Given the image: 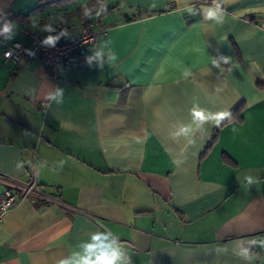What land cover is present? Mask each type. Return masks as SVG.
<instances>
[{
  "label": "crops",
  "instance_id": "1",
  "mask_svg": "<svg viewBox=\"0 0 264 264\" xmlns=\"http://www.w3.org/2000/svg\"><path fill=\"white\" fill-rule=\"evenodd\" d=\"M90 1L0 0V22L18 26L0 37V196L34 177L49 197L2 216L0 264H57L97 230L117 235L131 264H246L235 253L251 240L252 264H264V0H227L219 25L183 0H103L85 18ZM51 18L71 34L61 40L107 27L97 44L112 41L115 67H89V52L55 81L39 57L4 59L48 35L33 19ZM57 87L59 104L47 99ZM238 107L241 120L196 128L195 110Z\"/></svg>",
  "mask_w": 264,
  "mask_h": 264
},
{
  "label": "clouds",
  "instance_id": "2",
  "mask_svg": "<svg viewBox=\"0 0 264 264\" xmlns=\"http://www.w3.org/2000/svg\"><path fill=\"white\" fill-rule=\"evenodd\" d=\"M227 0H211V3H206L201 5L199 9L195 7V0H183L186 11L190 15L201 14L204 22H212L213 24H223L225 16V8L223 4ZM96 3L100 6L98 9L95 7L85 6L83 8V16L85 18H91L93 11H95L96 16H100L102 12L107 10L106 4L103 3V0H96ZM62 22V17L60 18ZM32 27L39 28L40 31L48 33L41 43L43 47L54 48L61 38H69L70 33L68 29L61 28L57 31L55 27V18H51V22L39 25L38 22L33 19ZM17 23L7 19L5 14L4 19L0 22V37H3L4 41H9L14 39L17 34ZM55 33V34H53ZM112 41L101 40L95 47V50H90L91 54L85 57V61L89 67H92L95 64L96 67L103 70L107 64L109 67H115L117 61V54L110 47ZM26 54L29 56H35V52L31 49L26 50ZM6 56H10V53H6ZM230 57L219 56L214 58L213 63L219 66V62L223 61L228 63ZM185 76L190 75L189 72L184 73ZM63 88L57 87L54 91L48 94L47 99L54 101L59 104L63 102ZM198 109V105L196 106ZM194 116L196 117V128L200 129L203 127L204 123L211 122L216 127H220L222 122L225 120H230L232 114L229 110L220 111L218 113H206V110L199 109L194 111ZM182 133L184 135H189L192 131L191 127L183 128ZM233 133H236L238 130L236 128L232 129ZM192 140H189V143H192ZM25 162L18 161L15 165L17 171H22L24 168ZM64 161L59 162V166L62 168ZM46 162L41 164V167H45ZM248 184L255 182V178L252 175H247L245 177ZM257 243L256 240H251L248 242L249 247L243 246L241 243L239 251L235 254L240 256L246 264H252L254 256L250 251V247ZM260 245L264 247V240L259 241ZM223 251L227 252L228 249L225 248ZM57 264H131V258L126 253L124 248L121 245L119 237L113 234L109 230H97L89 234V239L86 241H81L76 250L70 252L69 255L64 256L63 258L57 261Z\"/></svg>",
  "mask_w": 264,
  "mask_h": 264
},
{
  "label": "built area",
  "instance_id": "3",
  "mask_svg": "<svg viewBox=\"0 0 264 264\" xmlns=\"http://www.w3.org/2000/svg\"><path fill=\"white\" fill-rule=\"evenodd\" d=\"M107 27H94L93 23H89L82 27L80 32L70 40H59L54 48L41 46L44 38L42 35L31 34L27 43L14 42L12 45L6 46L2 52L4 59L13 63H22L33 57H39L50 71V75L55 81L60 80L58 71L60 68H71L75 65L78 58L90 52L93 45L97 44L100 36L104 34ZM31 49L35 52V56L26 54V50ZM10 53V56H6ZM27 198L32 201L44 200L48 201L49 197L44 195L38 189L34 177L27 182L19 184L12 190L5 189L0 196V221L2 216L11 209L20 199Z\"/></svg>",
  "mask_w": 264,
  "mask_h": 264
},
{
  "label": "trees",
  "instance_id": "4",
  "mask_svg": "<svg viewBox=\"0 0 264 264\" xmlns=\"http://www.w3.org/2000/svg\"><path fill=\"white\" fill-rule=\"evenodd\" d=\"M57 1H60V0H57ZM70 1H72V0H70ZM85 6H88V7H90V8H92V7H95V8H98L97 6V3H96V0H92V1H90V2H88V3H86L85 4ZM84 6V7H85ZM240 109H241V107H238V108H236L231 114H232V118L230 119V120H225V121H223V123H227V122H229V121H231L233 118H236L237 120H241L240 119V116H239V111H240ZM215 139H216V134L214 133V135L212 136V139H211V141H210V143L208 144V147L215 141Z\"/></svg>",
  "mask_w": 264,
  "mask_h": 264
}]
</instances>
